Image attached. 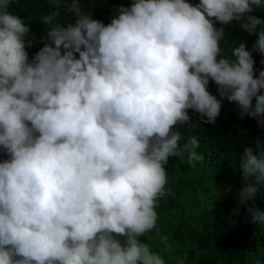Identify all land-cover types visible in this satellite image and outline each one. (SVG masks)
<instances>
[{
  "label": "clouds",
  "instance_id": "9594fccd",
  "mask_svg": "<svg viewBox=\"0 0 264 264\" xmlns=\"http://www.w3.org/2000/svg\"><path fill=\"white\" fill-rule=\"evenodd\" d=\"M46 2L49 42L30 58V28L11 7L20 0H0V264H165L141 237L159 233L170 157L204 159L179 130L188 110L215 124L226 98L264 127V69L224 27L258 33L252 50L264 54L253 14L264 0H132L107 24L84 0ZM62 12L75 22L59 23ZM241 167L238 202L255 204L264 141ZM249 212L264 226V210Z\"/></svg>",
  "mask_w": 264,
  "mask_h": 264
},
{
  "label": "trees",
  "instance_id": "16d2710c",
  "mask_svg": "<svg viewBox=\"0 0 264 264\" xmlns=\"http://www.w3.org/2000/svg\"><path fill=\"white\" fill-rule=\"evenodd\" d=\"M189 2L195 4L199 0ZM131 3L132 0H84L83 7L92 11L93 18L107 24L116 8ZM11 7L30 28L32 47L27 51L31 58L49 42L48 25L43 22V17L54 8L50 9L46 0H20ZM253 14L264 20V8L255 9ZM56 20L66 26L74 23L75 17L62 12ZM224 27L226 41L244 42L252 51L258 75L259 70L264 69L261 63L264 54L252 50L258 33H247L238 21ZM221 46H225L224 41ZM208 87L219 99L215 83L210 81ZM188 111L192 116L190 125L180 126L179 130L184 132L185 138H197L199 147L196 151L204 159L189 164L187 159L170 157L165 167L167 187L172 189V195L159 203V233L153 231L148 234L152 237L150 240L147 237L141 239L147 240L152 250L163 256L165 264H177L179 258H184L185 264H256L257 260L264 264V226L251 223L249 212L254 207L264 210V192L258 193L255 204L238 202L244 150L255 148L257 139L264 141V127L258 125L256 118L247 115L241 118L238 105L226 98L215 124L206 123L191 109ZM208 154L212 157L223 155L229 164H225V159L222 162L217 159L207 168L204 161ZM0 157L6 158V155L0 153ZM165 235L173 246L171 252L166 251L161 242L160 237Z\"/></svg>",
  "mask_w": 264,
  "mask_h": 264
},
{
  "label": "rangeland",
  "instance_id": "374dc122",
  "mask_svg": "<svg viewBox=\"0 0 264 264\" xmlns=\"http://www.w3.org/2000/svg\"><path fill=\"white\" fill-rule=\"evenodd\" d=\"M217 159H219V160L222 162V161H224L225 158H224L223 155H221V156L218 155V156H216V157H212V155L208 154V156L206 157V160L204 161V163H206L207 168H209L208 166H211V163H216L215 161H216ZM224 162H226V163H225L226 165L229 164V162H228L227 159H225Z\"/></svg>",
  "mask_w": 264,
  "mask_h": 264
}]
</instances>
